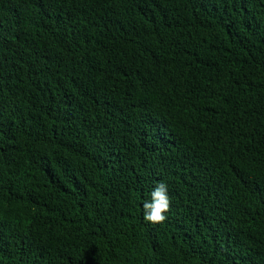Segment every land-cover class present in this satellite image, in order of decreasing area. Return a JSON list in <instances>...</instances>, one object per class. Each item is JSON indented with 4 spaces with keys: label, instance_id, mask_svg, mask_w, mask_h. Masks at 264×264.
I'll return each mask as SVG.
<instances>
[{
    "label": "trees",
    "instance_id": "1",
    "mask_svg": "<svg viewBox=\"0 0 264 264\" xmlns=\"http://www.w3.org/2000/svg\"><path fill=\"white\" fill-rule=\"evenodd\" d=\"M0 264H264V0H0Z\"/></svg>",
    "mask_w": 264,
    "mask_h": 264
},
{
    "label": "clouds",
    "instance_id": "2",
    "mask_svg": "<svg viewBox=\"0 0 264 264\" xmlns=\"http://www.w3.org/2000/svg\"><path fill=\"white\" fill-rule=\"evenodd\" d=\"M150 195L151 200L143 203V218L153 224L163 223L171 206L168 186L164 182H158Z\"/></svg>",
    "mask_w": 264,
    "mask_h": 264
}]
</instances>
